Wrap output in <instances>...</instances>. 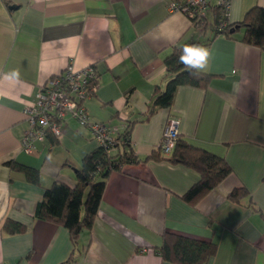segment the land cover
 Masks as SVG:
<instances>
[{"label":"crops","instance_id":"1","mask_svg":"<svg viewBox=\"0 0 264 264\" xmlns=\"http://www.w3.org/2000/svg\"><path fill=\"white\" fill-rule=\"evenodd\" d=\"M169 1L0 0V264H175L157 251L164 231L214 241L208 264H264V48L243 42V27L216 33L215 0H209L205 25L169 11ZM255 5L264 7V0H230L228 21L242 20ZM188 40L212 51L210 82L179 86L169 108L143 118L154 87L164 85V57ZM68 64L94 65L95 90L84 101L88 114L114 134L134 120L130 140L141 158L109 173L93 224L75 244L65 226L36 218L34 209L54 180L75 185V169L97 142L72 117L58 137L36 141L30 154L20 142L28 128L26 106ZM168 118L177 119L180 137L222 156L231 168L193 202L181 195L197 171L145 159ZM7 161L37 168L39 182ZM242 187L247 193L238 201L229 198ZM6 219L25 229L8 232Z\"/></svg>","mask_w":264,"mask_h":264},{"label":"trees","instance_id":"2","mask_svg":"<svg viewBox=\"0 0 264 264\" xmlns=\"http://www.w3.org/2000/svg\"><path fill=\"white\" fill-rule=\"evenodd\" d=\"M191 22L192 25H205L206 16L202 19L191 18ZM212 22L216 33L226 35L233 33L230 29L243 27L241 40L247 44L264 48V7L252 6L246 11L242 20L229 22L227 17L221 13L220 7L215 5ZM193 43L196 41L188 40L174 44L170 53L164 57V85L154 87L147 112L143 114V118L148 117L159 108H169L179 86L189 85L205 88L210 82V73L192 75L184 65L178 62L182 48ZM94 81L96 83V74ZM133 122L134 120L128 121L118 134H114L113 145L106 146L97 143L82 156L80 167L75 169V185L70 186L63 181L54 180L49 186L44 187L42 197L35 206L34 216L65 226L71 241L75 244L80 231L90 229L93 224L109 173L112 170H120L125 163H135L141 159L134 152L130 140ZM47 135L54 136L51 133H47ZM119 146L120 148H118ZM115 148H118L117 151L112 152ZM148 158H165L198 172V179L181 195L184 200L190 202L215 187L231 171L222 156L190 143L180 137L179 133L168 154H164L157 145L145 157V159ZM7 163L22 169L31 182H39L37 168L17 164L13 161H7ZM246 193L244 187L234 188L229 193V198L238 201L239 197ZM2 226L12 233L25 229L23 223L12 219H6ZM157 251L163 259L175 264H208L216 252V243L211 240L164 231L162 243ZM58 264H70V259Z\"/></svg>","mask_w":264,"mask_h":264},{"label":"built area","instance_id":"3","mask_svg":"<svg viewBox=\"0 0 264 264\" xmlns=\"http://www.w3.org/2000/svg\"><path fill=\"white\" fill-rule=\"evenodd\" d=\"M229 4L230 0H215V5L220 7L221 13L226 17ZM208 6L209 0H170L167 4L169 11L183 12L190 19H202L206 16ZM95 74L93 64L80 69L68 64L61 72L45 80L33 101L24 110L28 128L20 142L25 153L34 152L36 141L43 140L47 133L59 136L67 117H72L87 127L98 144L113 145L115 129L108 123L92 120L84 105V101L95 90ZM177 134V119L168 118L158 143L164 154H168L173 148Z\"/></svg>","mask_w":264,"mask_h":264},{"label":"clouds","instance_id":"4","mask_svg":"<svg viewBox=\"0 0 264 264\" xmlns=\"http://www.w3.org/2000/svg\"><path fill=\"white\" fill-rule=\"evenodd\" d=\"M212 51L200 44L185 45L179 56V63L192 75L205 73L212 60ZM18 73L12 72L10 76H17Z\"/></svg>","mask_w":264,"mask_h":264},{"label":"water","instance_id":"5","mask_svg":"<svg viewBox=\"0 0 264 264\" xmlns=\"http://www.w3.org/2000/svg\"><path fill=\"white\" fill-rule=\"evenodd\" d=\"M236 27V26H235ZM235 28H233V29H230V31H233Z\"/></svg>","mask_w":264,"mask_h":264},{"label":"rangeland","instance_id":"6","mask_svg":"<svg viewBox=\"0 0 264 264\" xmlns=\"http://www.w3.org/2000/svg\"><path fill=\"white\" fill-rule=\"evenodd\" d=\"M185 14V13H184ZM187 15V14H186ZM188 16V15H187ZM189 17V16H188ZM207 17H208V15H207ZM93 140H95V139H93ZM96 141V140H95Z\"/></svg>","mask_w":264,"mask_h":264}]
</instances>
